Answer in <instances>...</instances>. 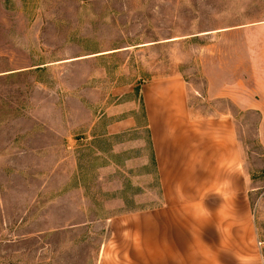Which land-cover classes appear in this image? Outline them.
I'll return each instance as SVG.
<instances>
[{
  "label": "rangeland",
  "instance_id": "rangeland-1",
  "mask_svg": "<svg viewBox=\"0 0 264 264\" xmlns=\"http://www.w3.org/2000/svg\"><path fill=\"white\" fill-rule=\"evenodd\" d=\"M261 20L264 0H0V264H124L110 225L157 212L145 124L171 87L204 141L215 117L233 133L238 198L196 203L236 208L222 247L264 264Z\"/></svg>",
  "mask_w": 264,
  "mask_h": 264
},
{
  "label": "crops",
  "instance_id": "crops-1",
  "mask_svg": "<svg viewBox=\"0 0 264 264\" xmlns=\"http://www.w3.org/2000/svg\"><path fill=\"white\" fill-rule=\"evenodd\" d=\"M256 23L264 26V20L255 21V26ZM260 67L264 70V65ZM167 96L159 98L165 107L158 115L162 121L157 120L154 125L148 117L145 125L149 129L163 201L155 216L151 214L152 218L124 224L111 223L110 241L114 243L115 256L122 255L124 264H262L257 255L255 259H247L249 256L241 252L242 244L239 247L232 245L231 253L222 247V236H228L230 231L234 237L242 228L236 222V208H230L235 217L228 227L225 221L228 207H221L217 212L211 211L212 207L207 209L196 203L206 192L212 191L213 182L223 188L220 189V197L238 198L237 191L233 192L227 184L229 175L222 166L231 157L234 159L233 133L226 123L224 126L221 122L216 123L219 118L215 117L209 126L218 134L211 136L212 140L204 141L195 125L186 124L188 122L183 116L186 112L180 109V92L176 93L171 87ZM255 112L259 116V135L264 141V89L255 97ZM158 125L162 126L161 130ZM213 224L217 229L212 236L215 239L209 241L207 238L211 237L209 232ZM223 225L226 232H223ZM108 264H119V261L113 258L108 260Z\"/></svg>",
  "mask_w": 264,
  "mask_h": 264
},
{
  "label": "trees",
  "instance_id": "trees-1",
  "mask_svg": "<svg viewBox=\"0 0 264 264\" xmlns=\"http://www.w3.org/2000/svg\"><path fill=\"white\" fill-rule=\"evenodd\" d=\"M144 106V105H143ZM145 111V109H144ZM147 125V124H145ZM147 131L149 133V129L147 128ZM149 142H150V147H151V151H152V161H153V164L155 166V171H156V176H157V182H158V185H159V189H160V202L158 204H156V206H160L162 204V201H163V198H162V192H161V186H160V183H159V178H158V171H157V165H156V161H155V155H154V151H153V148H152V143H151V140H150V136H149Z\"/></svg>",
  "mask_w": 264,
  "mask_h": 264
}]
</instances>
